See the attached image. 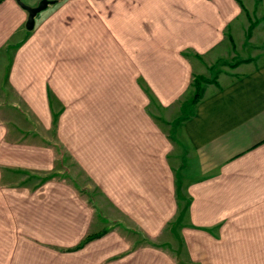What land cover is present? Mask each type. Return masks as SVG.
Returning <instances> with one entry per match:
<instances>
[{
	"label": "crops",
	"instance_id": "1",
	"mask_svg": "<svg viewBox=\"0 0 264 264\" xmlns=\"http://www.w3.org/2000/svg\"><path fill=\"white\" fill-rule=\"evenodd\" d=\"M21 1L33 6L41 0ZM154 2L132 1L134 5ZM163 2L168 5L166 104L188 94L194 74L208 73L213 63L234 53L237 36L242 45L251 29V44H264V0ZM4 4L0 6V50L12 33L7 22L14 21L5 12L6 4L19 13L17 23L24 22L31 30L28 11L19 0ZM140 10L124 20L155 18L149 9ZM140 31L138 25L127 33L138 36ZM225 40L230 50L221 54L217 49ZM100 48L108 52V44ZM113 48L125 50L123 45ZM212 49L218 52L205 70ZM55 62L43 63L32 77L26 61H17L13 68L18 76L11 82L18 98L8 106L0 103V113L12 110L27 118L25 107L36 110L37 117L50 118L48 85L53 84ZM88 89L84 123L70 126L69 135L61 138L73 161L72 171H80L99 190L103 208H93L90 198L70 179L55 177L38 185L18 175V170L33 175L51 172L60 161V145L37 132L24 137L22 126H15L14 132L13 126L2 123L0 264H174L167 252L135 246L136 240L125 236L120 226L76 248L88 234L108 227L101 212L116 211L124 224L155 229L168 222V213L178 206L169 160L171 143L166 131L142 108L145 97L138 93L136 99L125 101L127 106L121 100L116 104L121 108L111 113L101 88L96 98ZM56 92L60 94L59 88ZM181 132L195 170L185 174L190 203L184 229L194 259L199 264H264V55L244 57L207 85Z\"/></svg>",
	"mask_w": 264,
	"mask_h": 264
},
{
	"label": "rangeland",
	"instance_id": "2",
	"mask_svg": "<svg viewBox=\"0 0 264 264\" xmlns=\"http://www.w3.org/2000/svg\"><path fill=\"white\" fill-rule=\"evenodd\" d=\"M132 1L135 3L139 0ZM132 1L57 0L39 12L33 30H27L24 22L18 24L19 13L6 4L5 12L10 13L9 16L14 21L7 22L11 24L12 33L6 45L0 50V103L8 106L13 99L18 98L11 82L12 77L18 76L13 68L17 61H26L25 68L27 67L28 71L31 69L32 77L37 76V67L45 62L52 63V60H55L54 64L57 66L54 71L51 70L54 77L53 84L48 85L49 108L52 116L37 117L36 110L25 107L23 110H27L24 112L29 113L27 118L19 113H11L12 110H4L2 114L0 113V125L4 123L13 126L14 132H17L15 126H22L24 137H30L37 132V135H42L52 143L60 145V161L51 172H38V175H33L31 172L18 170L16 172L18 175L25 176L34 184H41L55 177L70 179L90 198L93 208L100 211L103 207L99 202L103 203L104 199L89 180L80 176V171H72L73 161L62 143L61 136L67 137L69 127L75 123H84L82 113L85 109L88 88L93 90L91 94L94 98L98 96L96 90L101 88L100 93L108 100L111 113L121 108L116 106L121 100L125 102L129 101L128 98L136 99L138 93L144 96L146 101L142 108L144 107L147 113L151 114L158 127L166 131L171 143L169 160L175 175L174 184L177 187L174 195L178 204L177 211L168 213V222L155 229H146L128 225L130 223L124 224L120 221L122 216L116 211L112 212L108 205L111 211L100 214L103 221L108 223L106 225L108 227L88 234L76 248L120 226L125 236L136 240L135 246L138 244L140 247L151 246L157 248L159 252H167L174 264H199L192 255L193 251L187 237L184 236L188 215L187 205L190 203L185 174L194 170V164L191 159H187L190 149L182 138L183 121L190 115L192 106L202 97L207 85L216 82L222 72L233 68L244 57L264 55V44H251L248 40L252 34L250 29L244 39L245 43L241 45L238 42L240 37L237 36L239 39L237 45H234V53L230 52L217 63H213L209 70L211 56L217 55V50H220L221 54H226L227 50H230L231 45L228 41H223L217 50L212 49L207 54L208 58L204 62L205 70H209L208 73L194 74L188 94L166 104L163 99L168 95V53H166L168 5L161 3L162 0H155L154 4L150 5H138V3L134 5ZM5 2L6 0H0V6ZM38 5L37 3L33 6ZM139 8L140 12L149 9L155 13V18L124 20L125 17L133 14V10L138 13ZM138 25L141 30L138 36L127 33ZM106 44H108L107 53L100 50V46ZM114 45H123L125 50L119 51L113 48ZM261 50L263 52H260ZM198 65L200 68L204 67V64ZM25 70L23 69V73ZM67 81L68 83H65ZM58 88L60 94L56 92ZM93 104L97 105V101ZM125 105L128 104L125 102ZM29 132L33 134H28ZM3 168L0 165V169Z\"/></svg>",
	"mask_w": 264,
	"mask_h": 264
},
{
	"label": "water",
	"instance_id": "3",
	"mask_svg": "<svg viewBox=\"0 0 264 264\" xmlns=\"http://www.w3.org/2000/svg\"><path fill=\"white\" fill-rule=\"evenodd\" d=\"M50 2L51 0H41L38 6H31L19 0V3L21 4V6L25 8L29 14L28 20H27L28 29H32L34 27L36 15L40 11L44 10Z\"/></svg>",
	"mask_w": 264,
	"mask_h": 264
},
{
	"label": "trees",
	"instance_id": "4",
	"mask_svg": "<svg viewBox=\"0 0 264 264\" xmlns=\"http://www.w3.org/2000/svg\"><path fill=\"white\" fill-rule=\"evenodd\" d=\"M198 95V94H197Z\"/></svg>",
	"mask_w": 264,
	"mask_h": 264
}]
</instances>
